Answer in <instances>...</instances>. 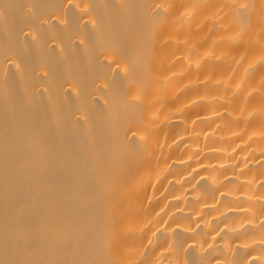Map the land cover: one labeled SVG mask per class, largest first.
Returning <instances> with one entry per match:
<instances>
[{
  "label": "bare ground",
  "instance_id": "1",
  "mask_svg": "<svg viewBox=\"0 0 264 264\" xmlns=\"http://www.w3.org/2000/svg\"><path fill=\"white\" fill-rule=\"evenodd\" d=\"M0 264H264V0H0Z\"/></svg>",
  "mask_w": 264,
  "mask_h": 264
}]
</instances>
